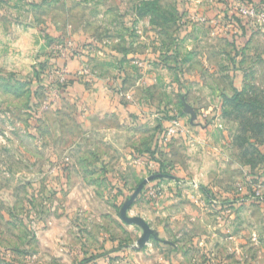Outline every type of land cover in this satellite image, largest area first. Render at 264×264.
I'll list each match as a JSON object with an SVG mask.
<instances>
[{
  "label": "rangeland",
  "instance_id": "obj_1",
  "mask_svg": "<svg viewBox=\"0 0 264 264\" xmlns=\"http://www.w3.org/2000/svg\"><path fill=\"white\" fill-rule=\"evenodd\" d=\"M263 145L264 0H0V264H264Z\"/></svg>",
  "mask_w": 264,
  "mask_h": 264
},
{
  "label": "water",
  "instance_id": "obj_2",
  "mask_svg": "<svg viewBox=\"0 0 264 264\" xmlns=\"http://www.w3.org/2000/svg\"><path fill=\"white\" fill-rule=\"evenodd\" d=\"M161 176L157 175V176H153L150 177V179H147L145 181H143L139 187L137 188V190L135 191V193L133 194V196L125 203V205L123 206L122 210H121V219L129 224V225H136L138 227H140L143 230V236L141 237V239L138 241V245L139 248L144 249L145 246L147 245V243L152 239H158L156 233L151 229V227L149 226V224L143 220L142 218L139 217H135V218H130L128 216V211L130 209V207L134 204L135 200L137 199V197L139 196V194L141 193L142 189L144 188V186L157 178H160Z\"/></svg>",
  "mask_w": 264,
  "mask_h": 264
},
{
  "label": "built area",
  "instance_id": "obj_3",
  "mask_svg": "<svg viewBox=\"0 0 264 264\" xmlns=\"http://www.w3.org/2000/svg\"><path fill=\"white\" fill-rule=\"evenodd\" d=\"M238 10H239V13L241 15V17H245L247 19H249V17H251L252 15H255V11L254 9H252L251 7H247V6H238ZM199 21H202L204 22L205 19L204 18H197ZM174 128L170 129V131L167 133L168 136H172L174 134L177 133L178 131V127L180 126V124L178 123H174Z\"/></svg>",
  "mask_w": 264,
  "mask_h": 264
},
{
  "label": "crops",
  "instance_id": "obj_4",
  "mask_svg": "<svg viewBox=\"0 0 264 264\" xmlns=\"http://www.w3.org/2000/svg\"><path fill=\"white\" fill-rule=\"evenodd\" d=\"M261 150H262V154H263V156H264V145L261 146ZM259 178L262 179V180H264V172H263V174H262ZM263 187H264V186H263Z\"/></svg>",
  "mask_w": 264,
  "mask_h": 264
},
{
  "label": "trees",
  "instance_id": "obj_5",
  "mask_svg": "<svg viewBox=\"0 0 264 264\" xmlns=\"http://www.w3.org/2000/svg\"><path fill=\"white\" fill-rule=\"evenodd\" d=\"M93 259H94V256L91 257V259L85 260L84 262H88V261L93 260Z\"/></svg>",
  "mask_w": 264,
  "mask_h": 264
}]
</instances>
